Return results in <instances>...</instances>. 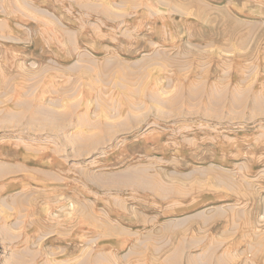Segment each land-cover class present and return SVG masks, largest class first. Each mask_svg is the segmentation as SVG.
Segmentation results:
<instances>
[{"label":"rangeland","instance_id":"rangeland-1","mask_svg":"<svg viewBox=\"0 0 264 264\" xmlns=\"http://www.w3.org/2000/svg\"><path fill=\"white\" fill-rule=\"evenodd\" d=\"M0 264H264V0H0Z\"/></svg>","mask_w":264,"mask_h":264}]
</instances>
